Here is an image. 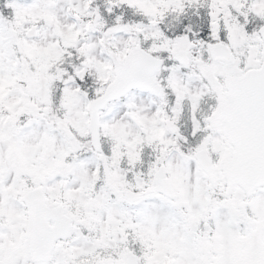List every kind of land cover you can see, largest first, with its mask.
<instances>
[{
    "label": "snow or ice",
    "instance_id": "1",
    "mask_svg": "<svg viewBox=\"0 0 264 264\" xmlns=\"http://www.w3.org/2000/svg\"><path fill=\"white\" fill-rule=\"evenodd\" d=\"M0 264H264V0H0Z\"/></svg>",
    "mask_w": 264,
    "mask_h": 264
}]
</instances>
